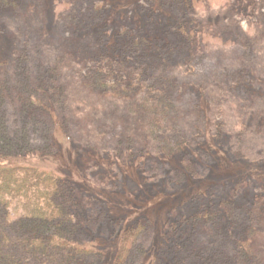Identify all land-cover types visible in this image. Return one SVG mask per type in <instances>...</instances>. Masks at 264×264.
Segmentation results:
<instances>
[{
	"label": "rangeland",
	"instance_id": "obj_1",
	"mask_svg": "<svg viewBox=\"0 0 264 264\" xmlns=\"http://www.w3.org/2000/svg\"><path fill=\"white\" fill-rule=\"evenodd\" d=\"M167 3L178 5L177 11L195 21L188 23L193 34L170 21L174 27L168 34L176 41L164 44L180 56L170 69L183 83L172 100L176 110L164 112L158 101L149 106L145 100L154 97L150 91L144 101L95 93L91 83L98 68L106 66V76L117 85L120 75L128 72L126 61L144 72L137 87L143 82L158 86L157 76L166 66L161 49L154 57L130 49L146 45L148 28L145 18H135L137 11L166 9ZM0 14L4 84L0 86V151H36L15 160L63 174L81 191L86 206L70 217L55 209L53 221L37 217L24 222L29 227L21 222V213L13 214L10 231L16 232L17 226L25 236L57 234L55 239L81 240L102 252L79 260L176 264L175 254L164 257L161 247L171 223L184 217L178 203L185 193L179 188L189 186L187 194L197 193L196 198L209 206L213 191L222 193L224 185L241 191L242 184L252 183L247 200L233 190L226 193L232 196V209L241 216V224L229 223L218 234L207 218L210 214L199 213L195 220L206 232L207 249L188 250L181 260L182 264H264V0H11ZM121 33L127 35L126 41ZM195 49L198 57L189 60ZM154 112L163 113V119L155 121ZM173 134L182 141L189 136L203 141L190 150L185 163L174 156L182 146L167 148V138ZM197 155L201 158L193 164L191 158ZM184 166L192 171L185 179ZM168 184L174 187L165 189ZM11 189L9 184L5 190ZM258 201L260 211L242 214V207L253 208ZM131 217L134 222H127ZM62 219L67 225L60 227L57 221ZM253 226L260 239L255 263L243 259L240 244ZM172 239L169 236L171 244ZM24 250L27 264H41L33 252ZM50 262L67 264L54 257Z\"/></svg>",
	"mask_w": 264,
	"mask_h": 264
},
{
	"label": "trees",
	"instance_id": "obj_2",
	"mask_svg": "<svg viewBox=\"0 0 264 264\" xmlns=\"http://www.w3.org/2000/svg\"><path fill=\"white\" fill-rule=\"evenodd\" d=\"M10 3L11 0H0V8H2V6H9ZM166 6L168 8H162L163 10H159L158 8H156V6H154L151 8H147L148 11H146L145 8L140 9L141 11L139 12L137 11V16L135 18H145V25L148 28L146 35H144L145 40L143 39L144 41H146V45L142 47L135 46L133 47V49H130L137 55L138 53L143 55L144 51V54L145 52L150 53L151 55H153L152 57H154V52L156 54V52L161 49L160 51L162 53V59L165 60L166 66L161 69V73L157 76L158 86H156L155 88H151L152 86L148 87L147 83L143 82L142 87H137V81H142L145 78V75H143L144 72L143 74H140L138 69H135L134 66L129 65L126 61L123 62V64H125L124 67H126L128 72L122 73L120 75L122 79L117 85L110 82V79L108 78V76H106V71L108 69L106 66H100L98 68L96 74L93 77V82L91 83V85H93L92 88L95 93L100 96H110L113 93L112 95L116 94L131 101H134L136 99L140 100L141 98V100L144 101L143 96H146L144 95L145 92L150 91V93L154 94V97L151 94L150 100H145L150 101V105L148 104L149 106L154 105L153 101H158L161 105H163L162 108L164 109V112L166 109L176 110V103L172 100L176 99L175 95L180 91V86L183 85V83L180 81V79L178 80L176 76L172 75L170 69H172L173 67L171 65H176L179 63L178 61L180 59V56L178 54L173 55L174 51L172 53L167 51V48L165 49L164 44H171V42L176 41V38L173 35L168 34V32H171V29L174 27V25L178 24L181 27L180 30L193 34L192 29H189V24H194L195 21L190 22L187 15L179 11V9L177 11V8H179L178 5L167 3ZM170 21H173L175 24L173 25L172 23H170ZM135 28H137V26H135ZM121 35L123 37V40L125 39L126 41L127 38H125V36L127 35L125 33H121ZM164 36L166 37L163 40L162 38H164ZM123 56L127 55L123 54ZM197 57L198 54L197 50L195 49L191 54V57H189V60ZM112 62V67L116 70L117 62L116 60ZM115 76H117V73ZM1 85L4 84L3 80L0 78V86ZM116 87L122 88L118 90L116 89ZM155 93L157 94L155 95ZM139 107H143L146 110L143 104H139ZM154 115L155 121H160L163 119L162 115L164 114L154 112ZM194 137L196 136H189L186 141H182L181 139H179V135H176L175 137V135L173 134L171 137L167 138V148L174 149V146H182L180 147L179 151H176V154L174 156H181L184 161L183 163H185V158H187V156L189 155L190 150L195 148L196 145L199 144V141L200 144L203 142L201 140H198L197 138L195 139ZM35 153L37 152L34 150H31L29 153L24 152L23 150L14 153H4L0 151V158H2L0 159V206H2V209H0V264H5V262L8 264H27V257L25 256L24 248H27L29 252H33L37 261L41 264H44L43 261L47 259L45 257L49 258L48 264H52L50 260L53 257L56 259L61 258L62 260L67 261V264H101L99 261L90 259L89 257H85V259L79 260V257H82L85 254H101L102 252H100L99 249H96L97 245L95 244H85L81 242V240L80 242L73 241L71 238H65V241L62 240L61 237L55 239V236L57 234H54V236L47 233H33L32 236L30 234L25 236L24 233L26 232L19 231L17 229V226L15 228L17 230L16 232L14 231V229L10 231L9 224H11V222H15L13 220L15 219L13 217L15 214L20 215L21 213L23 216L21 218V222L24 223L25 221L31 219L36 220L37 217H49L51 221H53V217L57 216L55 209H60L67 217H70V215L73 214L77 208L86 210L85 204L80 200L81 198L79 195H81V191L75 188L73 184V186L68 184L63 174L56 171H51L37 164H26L17 162L15 160L18 157H27V155ZM169 156L172 157L171 154ZM199 156L200 155H197L191 158L194 161L193 164L199 162L201 158ZM18 170H22L23 172H25V176L22 177ZM181 171L183 172V179H185L187 175L192 172L190 171V169H188V167L185 166ZM247 181L249 180L247 179ZM9 184L12 186V189L5 190L7 186H9ZM254 184L256 185V183ZM252 185V183H244V186L242 184L241 191L240 187L239 189L238 187L233 188L232 184L224 185L222 193H215V191H213V196L211 198V201L213 202L209 204V206L205 204V201L201 200L202 198H196L197 193L188 195V190L185 191V188L189 186L185 185L184 187L182 186L181 188H179V190H181L180 193H185V196H182V202L178 203L180 205L178 210H181V213L184 214V217L179 219L177 216L176 219L179 220H177L176 222L171 221L172 223L170 225V229L168 230L167 234H165L166 239L161 247L163 256L168 257L170 253H174V258L177 259L175 263L182 264L183 261L181 260V258L184 255H188L186 254L188 250L190 252V250L198 248L207 249L203 246L208 245L207 241L204 239V233L206 234V232L202 233V227H200L201 222H197L195 220L199 213L200 215L203 212L210 214V216L207 218L210 220V222L213 223L216 231H218V234L220 233L219 231H221L225 226H228L229 223L234 225L241 224V222L239 221L241 219V216H238L237 213L232 209V196L227 195L228 197H226V193L232 194L233 190V192H235L240 199L247 200V189L249 187L251 189ZM255 185L253 186V188L255 187ZM164 187L165 189L167 188V190H170L169 188L174 186L173 184H168L164 185ZM197 189H199V187L195 188L196 191ZM259 201L253 208H248V206L242 207V210L245 211L242 214H255L256 212L260 211L262 204ZM45 204L50 206L51 209H49L48 206H45ZM104 209L108 211V207L105 205ZM9 210L11 211V215H9ZM219 215H223L222 218ZM122 216L124 218H127L126 215ZM217 217H220L218 221ZM90 220H92V218H90ZM127 220V222H134L133 217ZM194 220L196 221L195 224H193ZM66 223L67 222L65 221V219L57 221V225H59L60 227L66 226ZM16 224L18 225V223ZM24 226L29 227L27 223H24ZM211 226L212 225H208V227H210V229L213 231ZM240 226V229H243L242 234L245 235V227L243 226V224ZM106 230H108V227H106ZM256 230V226H253V231L251 232V234H249V236H243L240 242L243 259H246L247 261L251 260L250 262L252 263H255L256 258H258V256H256V251L257 243L260 239L259 237H257ZM169 236L173 238L172 244L168 240ZM218 238L219 237H217V240H215V242L219 241ZM181 245H184V249H181ZM211 248L213 250L215 249V247ZM202 257L203 255L201 254V256L199 255L197 258Z\"/></svg>",
	"mask_w": 264,
	"mask_h": 264
}]
</instances>
